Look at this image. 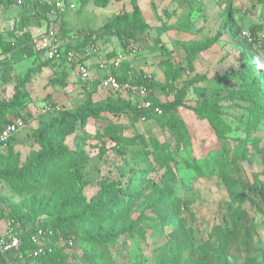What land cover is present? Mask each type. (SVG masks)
<instances>
[{"label":"rangeland","instance_id":"1","mask_svg":"<svg viewBox=\"0 0 264 264\" xmlns=\"http://www.w3.org/2000/svg\"><path fill=\"white\" fill-rule=\"evenodd\" d=\"M130 3L131 0H110L107 7H100L90 2L83 8L67 11L58 37L66 45L80 44L89 34L99 37L109 18L132 12ZM138 3L149 27L129 42L121 74L130 72L134 78L154 79L156 88L149 100L153 108L169 105L182 96L187 107L176 109L173 117L185 124L190 138L177 145L173 130L159 123L161 109L159 114L151 110L146 119L132 112L119 117L103 113L99 119L89 118L85 125L78 124L74 129L67 125L53 134L70 150L81 154L73 164L58 166L62 171L57 176L59 180L82 187L85 200L98 207L106 206L119 194L129 202L122 206L126 213L117 222L102 217L97 225L86 226V230L106 234L130 224L135 228L117 243L105 245L99 239L82 238L84 226L74 225L76 231L71 232L75 245L68 251L67 264H202L205 245L211 242L217 247L218 241L211 237L214 229H225L230 222V179L253 184L257 177L264 183V153L252 144L259 140V148L264 149V128L251 133L245 160L241 161L235 155L239 145L233 138L245 137V133L235 130L227 138H219L208 121L191 109L215 92L229 96L236 80H225L227 74L253 67L264 76V50L246 47L240 37L252 29L264 37V0ZM35 11L32 0H17V4L0 9V108L13 106L18 95L23 98L19 106L0 113V128L18 116H24L27 122L12 141L0 146V153L5 156V163L0 160V166L21 168L32 162L43 148L39 132L60 120L62 114L83 104L98 107L116 100L101 91L97 82L82 81L75 66H58L48 59L39 39L45 27H39ZM228 12L232 13L240 34L225 27ZM29 35L33 40L28 43ZM217 35L220 39L209 50L199 53L193 62L194 71H190L183 46L206 43ZM98 41L105 50L122 49L117 38L101 36ZM31 44L34 54L23 55L22 48ZM6 45L18 48L4 54ZM166 61L171 63L172 72ZM179 69L180 75L170 79L174 78L170 74ZM59 78L66 80V88L51 83ZM221 105L222 116L232 128L246 120L247 113L233 101H223ZM45 106L50 108L48 113L44 112ZM155 142L171 145L167 151L169 164L155 161ZM39 168L40 182L48 188L35 192L23 181L0 183V232L14 215L31 219L42 213L53 218L59 209L64 187L47 175L44 161ZM236 189L241 192L239 186ZM164 193L176 198L175 214L167 218L163 214L165 209H156V201ZM244 210L247 218L239 240L231 246L233 264H264V199L251 196ZM245 229L250 231L251 241L244 237ZM208 264L220 263L216 260Z\"/></svg>","mask_w":264,"mask_h":264},{"label":"trees","instance_id":"2","mask_svg":"<svg viewBox=\"0 0 264 264\" xmlns=\"http://www.w3.org/2000/svg\"><path fill=\"white\" fill-rule=\"evenodd\" d=\"M65 1L77 4V9H80V7H85L90 2H93L95 5L100 7H107L110 3V0ZM32 2L34 9L36 10L35 14L39 21V27H43V22L46 21L48 23V28H56L59 34L66 22L64 20L65 15L60 14L54 23H50L48 14L52 9H54V2L49 3L46 0H36ZM25 3V5L29 6L28 2ZM9 4H17V0H0V9L2 6H9ZM130 4L133 9L132 12H124L122 14L112 16L100 30L102 32L101 36L117 38L120 40L122 47L121 50L124 54L129 46V42L136 40L138 36L149 27L142 16V11L138 0H131ZM226 18L227 23L225 27L230 26L229 28L232 31H234L236 34H240L231 12L227 13ZM228 20H231V24H229ZM161 31H163V29H161ZM251 33L252 37L257 40L258 30L252 29ZM101 36L99 37L101 38ZM99 37L89 34L74 50L78 51L82 48V46H87L93 41V38H95V41H98V39H100ZM220 37V35H217L215 38L207 41L206 43L199 42V44L183 46L187 54L186 60L188 62V69L190 71H194L193 62L199 53L209 50L217 43ZM240 37H242L243 44L246 47L252 48V46H254L253 43L248 42L247 39H245L241 34ZM31 38L32 36L29 35L28 43L33 40V38ZM41 38L42 36H40L39 39L41 40ZM68 47L71 48V46ZM17 48L18 46L16 45H6L4 46V54H9ZM34 48V44L26 45L21 51L23 52V55L32 56L34 54ZM116 50L117 49L110 50V57L115 55ZM165 65L169 72H172L171 63L167 62ZM180 70L181 69L175 70L173 74H170V76L174 75V78L170 77V79L177 78L181 73ZM121 76L122 81L125 80L127 74H121ZM134 79L135 84H143L151 91L156 88L154 79L149 81L144 76H139ZM224 79L236 80L233 84L234 86L229 91V96L222 97L220 96L219 92H215L212 97L206 98L205 100L199 102L198 107L191 109H193L195 113L199 114L201 118L208 121L219 138H227L226 136L229 133L235 130H242L245 133V137L238 136L233 139L237 142V146L239 145V147H237L235 150V155L238 160L243 161L245 160L244 157H246L247 145L250 144L251 133L259 130L260 128H264V76L260 75L253 67H247L239 72L236 71L227 74ZM51 83L63 88L67 87L66 80L63 78L54 79L51 81ZM97 84L99 86V82H97ZM22 99L23 98L18 95L14 100L13 106H2V108H0V113L4 109L19 106L22 104ZM115 99L116 100H112L110 103L98 107L92 106L91 103L83 104L72 112L62 114L60 120L54 121L48 127H44V129L39 132V137L43 148L40 152H38L32 162L26 163V165L21 168L18 166L14 168L8 167L7 165L0 166V183L5 181L16 184L20 183V181H23L25 186L32 187L34 188V191L37 192L39 190L38 188H48V186H44L40 182L42 179L39 165L44 161L46 164L47 175H51L52 178H56L55 181H58L64 187L61 205L54 214L53 218H47L42 213L36 214L31 219H27L24 215H14L11 217L10 222H21L28 225L33 224L39 218H42L44 220V227L52 229L64 238H72L74 245L75 238L73 237L71 230L73 232L76 231L74 227L76 224L84 226V230H82V238L92 241L99 239L103 241L105 245L115 244L117 243L118 239H120V237L135 230L132 224L124 226L123 228H119L118 230H110L106 234H101L100 232L95 233L91 230H86V226L97 225L102 217L112 218L117 222L118 218L126 213L122 206L125 202L128 204V200L119 194L111 198L110 202L106 206L98 207L95 204L88 203L85 200L82 194V187H77L74 183L73 185H70V181L65 183L63 180H59L57 178L58 174L62 172L61 170L59 172L58 166H60V164H73L76 161V158L80 157L81 154L70 150V148L62 140L53 135L54 133H57L59 130H64L67 125H71L72 129H74L78 124L85 125L89 118L99 119L100 115L103 113H109L115 117H119L132 112L137 117H143L145 119L150 114V110H139L135 105H133V103L129 101L123 100L119 97ZM148 100L151 101V95L149 96ZM227 100L233 101L235 104H237V106L242 108L247 113V118H245L246 120H243L238 128H232V126L228 124L222 116L221 103ZM180 107H187L182 96L169 105L159 106V109L163 111V116L158 119L159 123L162 127L165 128L169 126L173 130L174 137L178 142L177 145L185 143L190 138L189 131L184 126L185 124L173 117L175 110ZM18 117L23 118L24 122H26V118H24V116ZM9 123H5V125L0 129L5 128V126H7ZM70 133L71 132L69 131L68 134ZM65 135L66 134L63 136L65 137ZM14 137H12L9 142L12 141ZM259 143V140H254L252 144L263 154L264 149L259 148ZM1 145L2 144L0 143V146ZM170 146V144L169 146H166L165 144L155 142L154 151L152 152L156 159L155 161H158L159 164H169L171 159L167 158L169 153L167 151L169 150ZM224 147H227L226 142L224 143ZM4 157L5 156L0 153V160H3V162L5 161ZM237 186L240 187L241 192L236 189ZM228 192L231 199V204L228 206L230 224L228 223L225 229L222 227H217L214 229L211 237L215 238L216 242L218 241L217 247H215V244H212L211 242L205 245L202 252V264L212 263L216 260L220 264H233L231 257V246L237 243L239 240L241 231L243 229L242 223L247 218L246 212L244 210V204L246 201L251 199V196L264 199V183H262L257 177L255 178V182L253 184L244 183L242 179L239 180L233 178L229 181ZM161 197L162 198L156 201V209H165L163 212L164 217H171L173 213L175 214L174 208L176 207V198L169 193H164L163 195L161 194ZM163 205H167L170 208H165ZM247 229L244 230V237L251 241V234ZM57 237L58 236L55 235L54 251L51 254H47L39 259H36L35 262H41V264H67L68 251L71 248L59 246ZM28 240L29 239L27 238L24 240V245L22 246L23 252H27ZM214 250H216V252H214Z\"/></svg>","mask_w":264,"mask_h":264},{"label":"built area","instance_id":"3","mask_svg":"<svg viewBox=\"0 0 264 264\" xmlns=\"http://www.w3.org/2000/svg\"><path fill=\"white\" fill-rule=\"evenodd\" d=\"M76 5L65 0H55L54 9L48 14L49 22L54 23L60 14L65 15L67 11L77 10ZM43 24L45 29L40 40L41 48L44 49L48 59L53 64L75 66L82 81L99 82L100 90L133 103L139 110H155L156 113H160V109L153 108V104L148 100L152 91L143 84H135V79L130 72L127 73L125 80L121 81L120 70L125 61V54L122 50H116L115 55L110 57L111 51L105 50L101 43L93 38V41L87 46H82L81 49L76 51L74 49L79 44L66 45L62 43L58 37L57 29L48 28L46 21ZM242 36L248 42L253 43L255 47L264 50V37L258 35V39L255 40L248 32H243ZM68 46H71V48ZM145 78L149 81L152 80L149 76H145ZM49 110L50 108L45 106L44 112H49ZM25 123L23 118L18 117L5 128L0 129V143L6 145L12 137L24 128ZM43 225L44 220L42 218L28 225L21 222H9L7 228L0 233V254L13 255L12 264L16 261L26 262L39 259L54 251L55 235L58 236L59 246L67 248L74 246L72 238H64L59 233ZM25 238L29 239L27 252L22 251Z\"/></svg>","mask_w":264,"mask_h":264},{"label":"crops","instance_id":"4","mask_svg":"<svg viewBox=\"0 0 264 264\" xmlns=\"http://www.w3.org/2000/svg\"><path fill=\"white\" fill-rule=\"evenodd\" d=\"M41 28H44V25ZM3 230L0 233H2ZM13 257H14L13 255L6 256V255H1L0 254V264H12V262L14 260ZM32 263H35V260H29V261H26V262L25 261H20V262L16 261L14 264H32Z\"/></svg>","mask_w":264,"mask_h":264}]
</instances>
